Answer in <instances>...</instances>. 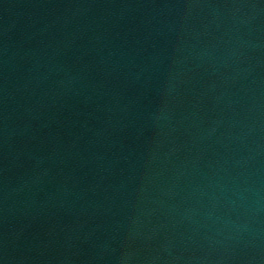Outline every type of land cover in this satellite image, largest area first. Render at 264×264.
Segmentation results:
<instances>
[{"label":"water","instance_id":"water-1","mask_svg":"<svg viewBox=\"0 0 264 264\" xmlns=\"http://www.w3.org/2000/svg\"><path fill=\"white\" fill-rule=\"evenodd\" d=\"M0 264H264V0H0Z\"/></svg>","mask_w":264,"mask_h":264}]
</instances>
